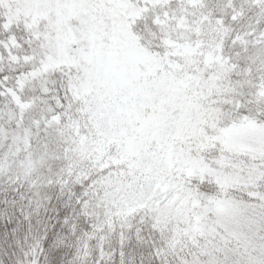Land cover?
Wrapping results in <instances>:
<instances>
[{"label":"snow or ice","instance_id":"6c2138e0","mask_svg":"<svg viewBox=\"0 0 264 264\" xmlns=\"http://www.w3.org/2000/svg\"><path fill=\"white\" fill-rule=\"evenodd\" d=\"M0 264H264V0H0Z\"/></svg>","mask_w":264,"mask_h":264}]
</instances>
